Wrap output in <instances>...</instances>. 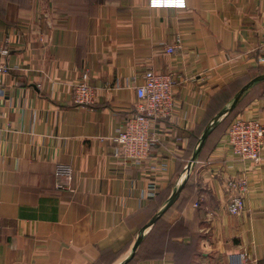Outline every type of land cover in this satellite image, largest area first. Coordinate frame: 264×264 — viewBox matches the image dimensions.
I'll use <instances>...</instances> for the list:
<instances>
[{"label": "crops", "instance_id": "obj_1", "mask_svg": "<svg viewBox=\"0 0 264 264\" xmlns=\"http://www.w3.org/2000/svg\"><path fill=\"white\" fill-rule=\"evenodd\" d=\"M187 4L0 0V50L11 40L0 96V264H234L242 256L264 264V152L259 166L239 163L222 122L174 205L145 229L184 181L221 98L263 68L264 0ZM164 44L180 48L169 56ZM150 71L175 75V108L156 123L150 158L124 165L112 138ZM84 73L96 91L91 106L73 98ZM256 86L233 119L264 123ZM58 164L72 177H58ZM243 174L244 210L231 215L229 184Z\"/></svg>", "mask_w": 264, "mask_h": 264}, {"label": "built area", "instance_id": "obj_2", "mask_svg": "<svg viewBox=\"0 0 264 264\" xmlns=\"http://www.w3.org/2000/svg\"><path fill=\"white\" fill-rule=\"evenodd\" d=\"M150 9H172L185 11L188 9L187 0H148ZM11 40L0 50V96L2 95V80L9 74L10 68L4 61L10 54ZM167 55H175L179 45H163ZM257 55V64L264 67V43ZM89 75L84 73L73 85V98L77 105L91 106L96 99V91L88 83ZM178 81L173 74H162L150 71L143 85L136 88L138 103L135 111L130 113L122 126L112 138L116 147L114 158L124 165H141L150 158L152 149L157 141L155 125L162 119L171 116L175 108V90ZM227 142L239 163L259 166L263 161L264 152V123L257 117L235 118L227 131ZM73 168L70 165L58 164L56 175L61 178H71ZM234 192L227 209L231 215H238L244 210V201L248 193L247 177H237L230 184ZM154 187H150L148 197L156 195ZM199 204L196 203L195 207ZM244 256L234 264H245Z\"/></svg>", "mask_w": 264, "mask_h": 264}, {"label": "water", "instance_id": "obj_3", "mask_svg": "<svg viewBox=\"0 0 264 264\" xmlns=\"http://www.w3.org/2000/svg\"><path fill=\"white\" fill-rule=\"evenodd\" d=\"M264 82V74L263 75H259L257 77H255L254 79H252L249 83H247L233 98L231 104L227 107L224 108L223 110H221L215 117L214 119L210 122V124L206 127L205 131L203 132L200 140H199V144L197 147L196 152L193 155V158L191 160V163L189 164L188 169L186 170V176L184 181L181 183V185L176 189V191L172 194V196L170 197V199L168 200V202L166 203L165 207L162 209V211L156 216L154 217V219L145 227V229H148L150 227H152L161 217L162 215H164L176 202V200L178 199V197L180 196L181 191L184 189L188 179H189V175H190V171L192 169L193 164L197 161L200 152L202 151L206 140L208 139V137L212 134V132L221 124L222 120L225 119L229 114H231L232 112H234L236 110V108L238 107V104L240 103L241 98L250 90L252 89L254 86H256L259 83ZM143 240V236L142 234L138 237L134 248H133V253L131 255V257L128 259V261L132 260L136 254L137 249L139 248V246L141 245Z\"/></svg>", "mask_w": 264, "mask_h": 264}, {"label": "rangeland", "instance_id": "obj_4", "mask_svg": "<svg viewBox=\"0 0 264 264\" xmlns=\"http://www.w3.org/2000/svg\"><path fill=\"white\" fill-rule=\"evenodd\" d=\"M263 74H264V72H263ZM255 76H257V74ZM255 76H254V78H255ZM252 79H253V77H252ZM256 87H258L259 89H264V88H262V87H264V82L257 84ZM241 88L242 87L232 88L231 91L227 95H224V97L221 98L223 100L222 103L216 105V109L219 110L218 113L221 110H223L224 108H227L231 104L234 96L241 90ZM233 113L234 112H232L225 119H223L221 125H223V126L229 125L231 120H233V115H234Z\"/></svg>", "mask_w": 264, "mask_h": 264}, {"label": "trees", "instance_id": "obj_5", "mask_svg": "<svg viewBox=\"0 0 264 264\" xmlns=\"http://www.w3.org/2000/svg\"><path fill=\"white\" fill-rule=\"evenodd\" d=\"M263 68H264V67H263ZM263 68L260 69V70L258 71L257 76H259V75H263V72H264V69H263ZM257 76H255V77H257ZM234 119H235V118H234ZM234 119H233V120H234ZM233 120H231V122H230V124H229V127H230V125H231V123H232Z\"/></svg>", "mask_w": 264, "mask_h": 264}]
</instances>
